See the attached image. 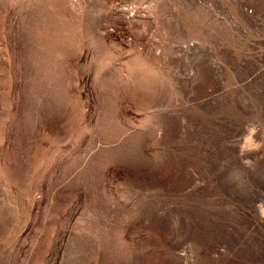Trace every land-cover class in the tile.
<instances>
[{"label": "rangeland", "instance_id": "rangeland-1", "mask_svg": "<svg viewBox=\"0 0 264 264\" xmlns=\"http://www.w3.org/2000/svg\"><path fill=\"white\" fill-rule=\"evenodd\" d=\"M0 264H264V0H0Z\"/></svg>", "mask_w": 264, "mask_h": 264}]
</instances>
